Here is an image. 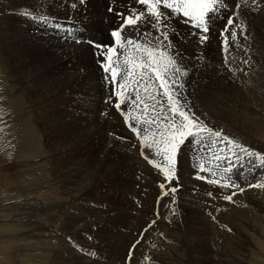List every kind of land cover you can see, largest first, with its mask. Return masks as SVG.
Returning <instances> with one entry per match:
<instances>
[{
    "label": "rangeland",
    "instance_id": "rangeland-1",
    "mask_svg": "<svg viewBox=\"0 0 264 264\" xmlns=\"http://www.w3.org/2000/svg\"><path fill=\"white\" fill-rule=\"evenodd\" d=\"M47 1L48 4L45 2L39 10L18 1L16 10H19H17V14L22 16L24 12L38 10L35 17L47 15L48 18L50 17L49 20L55 23H45V31L46 29H56V23L64 26L67 22H73L75 23L74 29L78 31H84L86 28L93 29L97 26L95 25V15L92 13L86 18L83 10L78 11L77 6L72 7V0L70 4L67 1V4L63 6L56 5L57 0L55 2L53 0ZM94 1L96 0H92L93 3ZM238 4L239 8H237ZM8 5V0H0V26L1 31L5 33L9 24L5 25L6 22L1 14L7 11ZM78 5L89 7L88 2ZM109 7L107 8L109 9ZM108 9L106 10L110 12ZM242 9L243 14L240 13ZM262 12H264V0H255V3L253 0H227V8L219 14L223 19L217 18L215 20L209 40L204 44H200L198 37L193 35L195 30L188 25L187 28L184 27L182 21L169 27L168 31L171 33L175 30L177 33L173 38L180 39L184 38V30L190 31L191 39L195 41V45L199 49L196 53L200 57L201 65L196 69H198V75L202 71L200 80L202 82L199 83L202 89L215 91L218 96L222 94L223 89H228L227 92L230 91L238 97L236 100L237 110H233L234 112L227 109L211 110L205 106L202 107L201 104L196 103L197 97H194L191 89L197 81L194 80L193 83L188 80V84L190 83L188 94L194 110L201 114V118L205 119L209 126L223 131L238 142L264 154V69H257L254 60L251 59L253 51L248 49L246 56L245 50L246 43L250 44V49H254L255 45L261 46L260 36L264 33L262 30L264 29V13ZM233 13H236L235 23L241 25V28L238 29L235 42L231 41V34H228L230 48L228 47V51L225 53L222 49L219 30L226 22L227 16ZM247 19L249 26L244 31V23ZM24 22L27 23L28 21L24 18L19 23L16 22V27L19 28L21 24H25ZM125 35L134 36L135 34L129 30ZM108 36L110 38V35ZM66 46L65 48L68 50L72 47ZM2 47L3 50L0 49V194L8 193V196L0 198V202L3 203L0 207V227L3 226L0 228V264H54L51 262L60 255L62 256L60 260H66L71 264H126L125 257L129 247L134 240L141 239L140 234L150 222L146 223L148 220L155 221L156 224L154 223L155 226L153 225L147 231L143 237V242L135 249L133 264H148V260H151L150 258L157 253H161L159 255L168 262L165 264H198L202 246L196 247V245L198 242L200 243L201 237L197 239L198 242L196 237H193L197 231L191 227L189 220L195 218L194 216H201V218L203 217L201 220L207 223H205L207 228L219 229L224 227L227 232V230L234 231L232 227L229 228V223L235 224L236 219L244 217L245 214H249L250 218L255 217L254 208L249 207L242 200L243 192H237L232 201H225L223 196L230 195L232 189L208 185L206 181L196 179V172L200 163H205L210 167L216 164V161L211 157V152L217 151V149L212 147L210 142H205L200 147L194 146L192 152L181 157L178 181H174L171 185L173 187L178 185L175 193V204L171 200H167V198H172V193L169 192L167 198L161 196L159 183L164 182L162 175H157L156 170L143 159L140 155L141 149L138 141L123 125L122 117L115 112L114 107L106 102L109 88L104 81V74L97 64V54L90 59H88V55L85 56L88 62H84V57H77L73 53V64L65 59L59 64L45 68L52 67L46 74L56 77L57 81L53 80L54 82L50 87L51 98L40 103L35 101L34 97L24 98L23 92L12 91L9 75L12 64L10 61L9 66L8 55L5 47ZM53 51H55L52 52L53 54L49 53L44 57L46 61H49V58L54 60L58 55V49ZM16 55V60L20 64L25 59L27 63L39 66L41 57L33 56L29 51ZM214 58L217 62L216 65H209L206 68ZM226 61L227 63H225ZM64 68L74 75L69 78L68 82L58 83V80L62 79L63 76L57 73ZM228 68L236 69L235 75L228 72ZM194 73L196 71L191 74ZM77 74H79L78 77H76ZM72 79H76L74 83ZM89 83L91 88H87L90 86ZM54 95L57 96L55 97L56 101H53ZM15 106H17V111L14 109ZM49 109L56 112L54 125L41 126L39 121L37 125L34 119L39 110L40 115L43 114V111L45 112L46 117L44 119H51L50 116L47 117ZM112 113L116 116L113 119ZM107 120L108 122H106ZM39 161L40 163H38ZM88 161L93 168L89 167ZM99 164L103 165L101 167L103 169L96 170L95 166ZM241 164L243 167L234 169L232 173V178L238 184L240 183L239 185L244 183L264 184V165L259 160L245 157ZM256 164L258 168L255 170ZM223 166H226V162H221V167ZM259 168L262 169L259 171L257 170ZM241 172L245 174L241 176L239 174ZM257 172L261 174L259 175ZM76 173L79 174L78 178L75 177L77 178L76 181L85 185L86 192L83 195L77 194L72 201L59 204L56 207L54 218H52L41 202L44 199L42 197H47L49 193L52 197H57L58 194L61 195L63 192L69 191L68 188H65L66 186L71 192L72 187L74 190H78L79 186L72 185V178H74L72 176H76ZM91 175L92 178L90 179ZM80 177L84 179L81 180ZM236 178L239 180L237 181ZM244 178L246 179L244 180ZM148 191L150 192L148 193ZM255 191L259 193L258 198L261 199L260 196H262L264 200V188L257 187ZM209 193L212 195L210 196ZM27 198L32 201H26ZM59 198H56L57 201L62 200L61 197ZM91 211H101L105 220L100 221L101 219L97 218L98 225H95L93 222L94 214ZM232 211L234 212L231 213ZM233 216L236 217L234 220H232ZM180 221L184 224L181 225ZM253 221L258 220L255 217ZM35 222L48 226L42 228V225ZM49 225L55 226L54 229L52 228L53 232L48 230ZM203 226L202 223V229ZM193 227L195 228L194 224ZM7 232L11 235L8 236V244H4L2 242L3 235ZM260 233H264V231L259 229L256 233H252L251 252L256 251V248L259 249L258 245L264 249V235L261 236ZM211 240L212 238L209 241ZM211 243H209L211 253L207 255L210 259L217 260L219 249ZM54 249L59 250V252L53 253ZM30 253L32 254L30 255ZM28 258L29 260H27ZM245 259L248 264H252L248 258ZM59 264L62 263L59 262ZM199 264L201 263L199 262Z\"/></svg>",
    "mask_w": 264,
    "mask_h": 264
},
{
    "label": "snow or ice",
    "instance_id": "snow-or-ice-1",
    "mask_svg": "<svg viewBox=\"0 0 264 264\" xmlns=\"http://www.w3.org/2000/svg\"><path fill=\"white\" fill-rule=\"evenodd\" d=\"M84 2L80 0L81 4ZM135 2L141 10L133 8L128 15L116 13L122 22L110 30L109 43L83 39L73 33L75 25L66 28L56 23L55 27L67 34L66 42L70 39L75 44L87 43L95 50L97 64L109 88L106 102L114 107L122 117L123 125L138 141L143 159L156 170L157 175H162L164 182L159 183L162 197L172 193V203L175 204L178 185H171L178 181L181 157L192 152L194 146L200 147L210 142L217 149L211 152L216 164L210 167L200 163L196 179L206 181L208 185L232 189L230 195L223 196V200L232 201L237 192L245 190L232 178L233 170L243 167L241 161L245 157L255 158L264 165V154L209 126L201 114L194 110L188 94V80L195 68L186 63L185 57L175 52L172 37L176 33L175 30L171 33L168 31L169 27L182 21L195 30L193 35L198 37L200 44H204L209 40L215 20L223 19L219 14L227 8V0ZM108 10L111 12L112 8ZM23 15L45 23H55L47 16H32L31 12H24ZM235 19L236 13L227 16L219 30L225 53L229 47L228 34H231V41L235 42L238 29L241 28ZM144 24L150 25L153 31L141 32ZM129 30L135 35H125ZM236 71L228 68V72L233 75ZM221 162H226V166L221 167ZM248 187L264 188V184H250ZM154 223L149 222L140 234L141 239L131 243L125 257L126 264H133L135 249L143 242V237Z\"/></svg>",
    "mask_w": 264,
    "mask_h": 264
},
{
    "label": "bare ground",
    "instance_id": "bare-ground-1",
    "mask_svg": "<svg viewBox=\"0 0 264 264\" xmlns=\"http://www.w3.org/2000/svg\"><path fill=\"white\" fill-rule=\"evenodd\" d=\"M18 1H20L21 3H25L28 4V6H32L34 8H37L38 10L41 9V6H43V4L46 2H48L47 0H8L9 3V8L7 9L6 12H4L3 14V18L6 22L5 25L9 24V26H7V31L2 32L1 31V26H0V49L3 47H5V51L6 54L8 55V63L10 66V61L12 64L11 69L9 70V75H10V85H12V91L17 92H23L22 95L24 98H30V97H34L35 101L40 102L41 101H46L47 99L51 98L52 92H50V87L52 85V83L54 82L53 80L57 81L56 77H52V76H48L46 74V72L52 68L50 67L49 69H45L48 66H53L55 64H59L62 61H64L65 59L70 63L73 64V59H72V54H76V56L78 57H84V62H88L86 60V57L88 55V59H90L91 57H93L96 53L95 50L87 43H82V44H75L72 43L70 39L66 41V36L67 34L61 29V30H57V29H45V22L39 20V19H30V18H26L23 13L22 16L21 14H17V9L16 10V6L17 3H19ZM55 2V0H53ZM68 3L70 4L71 0H57V3L55 2L56 5H66ZM50 2V1H49ZM85 2H88L89 7L87 6H79L78 4H80V2H78V0H72V4H75L77 6V10L84 11V16L86 18H88L92 13L95 15L96 17V21H95V26L93 29L91 28H86L84 31H78L75 30L74 28H72V31L74 34H79L80 37H82L85 40L91 39L94 40L96 42H102V43H109L110 42V38H109V33L110 30L114 27H116L119 23L122 22V20L120 18H118L116 16L117 12H120L124 15L130 14L131 10L133 8H136L137 10H141L140 6L138 4H136L135 0H96L94 1V3L92 2V0H85ZM239 3V2H238ZM48 4V3H47ZM86 4V3H85ZM21 5V4H20ZM105 5V6H104ZM24 6V5H22ZM53 6V5H52ZM111 6L112 11L108 12L106 9H108L107 7ZM1 7V6H0ZM105 7V10H103V8ZM51 8V7H50ZM54 8V6L52 7ZM68 8V7H67ZM110 8V7H109ZM26 9V8H25ZM29 9V7H28ZM32 9V8H31ZM34 9V10H37ZM33 10V9H32ZM37 10V11H38ZM92 10V11H91ZM22 9L20 10L21 13ZM24 11V10H23ZM27 11V10H25ZM37 11H31L32 16H36L38 14ZM40 12V11H39ZM47 13V12H46ZM45 13V14H46ZM59 13V12H57ZM68 13V12H67ZM75 13V12H74ZM241 14H243V9L240 12ZM264 13V12H262ZM43 14V13H42ZM40 15V14H39ZM49 15V14H48ZM93 15V18H94ZM259 15V14H258ZM264 15V14H263ZM47 16V15H44ZM249 17V16H248ZM251 17V16H250ZM26 21H28L25 24H21V26L19 28L16 27V22L19 23L20 20L24 19ZM50 18V17H49ZM81 18V17H80ZM52 19V18H51ZM56 20V19H55ZM95 20V18H94ZM257 22V21H256ZM97 23V24H96ZM19 25V24H18ZM72 25H75V23L71 22V23H65L64 27L66 28H71ZM249 26V22L248 19L246 20V22L244 23V31H246L247 27ZM184 27L187 28V25L184 24ZM5 28V27H4ZM254 29V28H253ZM153 31L150 27V25L148 24H144L143 27L141 28V32L143 31ZM179 30V29H178ZM264 30V29H262ZM130 32H132L130 30ZM173 32V31H172ZM190 31L188 29L184 30V38L180 39V38H173L172 37V43L174 45L175 48V52L179 53L180 56L185 57L186 59V63H188L189 65H193L194 68L196 69L197 67L199 68V65H201L200 63V57L197 55L196 51L199 50L198 47L195 45V41H193L191 39V35L189 33ZM127 33V32H126ZM133 34H135L134 32H132ZM177 33V32H176ZM182 35V33H181ZM183 36V35H182ZM261 38V46L259 45V47L257 45H255L254 49H250V44L246 43L245 44V50H246V56L248 55V49L250 51H253V54H251V59L254 60V63L257 66V69L261 68L264 69V33L260 36ZM229 38V36H228ZM219 40V39H218ZM258 40V39H257ZM64 41V42H63ZM215 42V41H214ZM247 42V39H246ZM254 42V41H253ZM72 44V45H71ZM213 44V43H212ZM66 45H70L72 46L71 48L66 49L65 47H67ZM252 46V45H251ZM254 46V45H253ZM200 47V46H199ZM230 48V46H229ZM58 49V55H56V57L54 58V60L52 58H49V61L45 60V56L50 54H53L52 52H55L53 50ZM25 51H29L33 54V56L35 55L36 57H41L39 60V66H34L35 64H30L29 62L27 63L25 61V59L23 61H21L22 63L20 64L17 60H16V54L18 53H22ZM241 51V50H240ZM41 53V54H40ZM252 53V52H251ZM242 54V53H241ZM5 56V55H4ZM201 56V55H200ZM245 56V57H246ZM24 57V56H23ZM52 57V56H51ZM58 57V58H57ZM5 58V57H4ZM5 58V59H7ZM25 58V57H24ZM20 59V58H19ZM51 59V60H50ZM80 59V58H79ZM78 59V60H79ZM242 59V58H241ZM3 60V59H2ZM38 60V59H37ZM81 60V59H80ZM202 60V59H201ZM209 60V59H208ZM29 61V60H28ZM7 62V61H5ZM33 62V61H32ZM53 62V63H52ZM66 62V61H65ZM217 62H215V58L210 61L208 63V65L206 66V68H208L209 65H216ZM83 64V61H82ZM221 64V63H220ZM84 65V64H83ZM72 66V65H71ZM70 66V67H71ZM245 66V65H244ZM79 67V66H78ZM211 67V66H210ZM215 67V66H213ZM76 68V67H75ZM221 68V67H220ZM59 69V68H58ZM197 70L196 69V73H194L192 75V77L189 79V81L193 82L194 80L197 81V83H195L193 85L192 92L194 94V97H197V102L202 105V107H207L211 110L214 109H221V110H228L230 112H234L233 110H237L236 107V100H237V96L235 94H233L232 92H227L226 90L228 89H223L222 94H220V96H218L215 91L213 92L212 90L208 91V90H204L201 88V85L199 83L201 80V72L198 75L197 74ZM201 70V69H200ZM215 70V69H214ZM222 70V69H221ZM52 71V70H50ZM54 71V70H53ZM80 71V70H79ZM83 71V70H82ZM259 71V70H258ZM88 72V71H86ZM85 72V73H86ZM193 72V71H192ZM217 72V71H216ZM220 72V71H219ZM224 72V71H223ZM199 73V72H198ZM58 75H62L63 78L58 80L59 82H68L69 78L72 77V73L70 71H66V69H61L60 71H58L57 73ZM56 74V75H57ZM91 74V73H90ZM97 74V73H96ZM212 74V73H211ZM219 74V73H218ZM81 77H83L82 74H80ZM213 75V74H212ZM54 76V75H53ZM79 74L76 75V77H78ZM225 76V75H224ZM88 77V76H87ZM96 77V76H95ZM264 77V76H263ZM85 78V77H84ZM200 78V79H199ZM223 78V77H222ZM80 79V78H79ZM98 79V77H97ZM218 79V78H217ZM64 80V81H62ZM76 80V79H75ZM74 79H72L73 83L75 82ZM89 81V80H88ZM213 81V80H211ZM248 81V80H247ZM78 82V81H76ZM87 82V81H86ZM91 82V81H90ZM101 82V81H100ZM195 82V81H194ZM193 82V83H194ZM220 82V81H218ZM227 82V81H226ZM244 82V81H243ZM84 83V82H82ZM192 83V84H193ZM190 84V83H189ZM188 84V85H189ZM191 84V85H192ZM212 84V83H211ZM219 84V83H218ZM87 86V88H91V84L89 83ZM100 85V83H99ZM221 85V84H220ZM258 85V84H257ZM207 86V85H206ZM214 86V85H212ZM243 87V86H241ZM215 88V87H214ZM208 89V88H206ZM211 89V88H210ZM247 89V88H246ZM245 90V89H243ZM249 90V89H247ZM101 91V90H100ZM107 91V90H106ZM212 91V92H211ZM246 91V90H245ZM250 91V90H249ZM261 91V90H260ZM83 92V91H82ZM99 93V92H98ZM15 94V93H13ZM17 94V93H16ZM85 94V93H84ZM257 95V94H255ZM93 96V95H92ZM103 96V95H102ZM56 95L53 96V101H56ZM101 97V95H100ZM61 98V97H60ZM260 99V98H259ZM51 100V99H50ZM49 100V101H50ZM101 100V99H100ZM33 101V100H32ZM64 101V100H63ZM259 101V100H258ZM52 102V100H51ZM241 102V101H240ZM262 102V101H261ZM90 103V102H89ZM31 104V103H30ZM259 104V103H258ZM34 106V104H32ZM261 105V104H260ZM44 106V105H43ZM253 107V106H252ZM24 108V107H23ZM27 108V107H26ZM45 108V106H44ZM48 108H50L48 106ZM249 108V107H248ZM14 109L17 111V106L14 107ZM22 109V108H21ZM42 109V108H40ZM91 109V108H90ZM50 110V109H49ZM47 113V117L50 116L51 119L47 120L44 119L46 117L45 114V109L43 111V114L40 115V110L39 113L37 114V116L35 117V123L37 124V122H41V126H45V125H54L55 123V114L56 112L54 110L52 111V109ZM24 111V110H22ZM27 111V110H26ZM29 111V110H28ZM27 111V112H28ZM38 112V111H36ZM42 112V111H41ZM47 112V111H46ZM116 112V111H115ZM236 112V111H235ZM34 113V112H33ZM100 113V112H99ZM95 115V114H94ZM108 115V114H107ZM116 115V114H115ZM241 115V114H240ZM41 116V119H40ZM93 116V115H92ZM34 117V115H33ZM116 117L114 116V113H112V119ZM100 118V117H99ZM103 118V117H102ZM110 119V117H109ZM106 120V119H105ZM108 122V120L106 121ZM38 125V124H37ZM109 127V126H108ZM124 135V134H123ZM130 138V137H129ZM124 141V140H123ZM126 141V140H125ZM123 143V142H122ZM125 143V142H124ZM127 143V142H126ZM125 143V144H126ZM116 144V143H115ZM132 149V148H131ZM133 151V150H132ZM131 151V152H132ZM133 153V152H132ZM191 154V153H190ZM132 155V154H131ZM66 156V155H65ZM130 156V154H129ZM68 157V156H67ZM191 157V156H190ZM108 158V157H107ZM137 158V157H136ZM136 158H134L136 160ZM92 159V158H91ZM100 159V157H99ZM133 159V160H134ZM132 160V159H131ZM134 160V163H135ZM186 160V159H184ZM29 161V160H28ZM42 161V160H41ZM95 161V160H94ZM89 162V161H88ZM137 162V161H136ZM40 163V161L38 162ZM52 163V162H51ZM99 163V162H98ZM133 163V165H134ZM96 164V163H95ZM129 164V163H128ZM116 165V164H115ZM140 165V164H139ZM138 165V166H139ZM144 165V164H143ZM135 166V165H134ZM137 166V167H138ZM255 170L256 168H258L257 164L255 165ZM89 167H92L91 163L89 162ZM103 167L102 164H99L97 166H95V169H99ZM119 167V166H118ZM130 167V165H129ZM142 167V166H141ZM145 167V166H144ZM260 167V166H259ZM93 168V167H92ZM249 168V167H248ZM103 169V168H101ZM259 168L257 170L260 171ZM95 170V171H96ZM121 171V170H120ZM148 171V170H147ZM130 172V171H129ZM132 172V170H131ZM84 173V172H82ZM81 173V175H82ZM101 173V172H99ZM123 173V172H122ZM258 173V172H257ZM72 174V173H71ZM75 174V173H74ZM240 174V173H239ZM245 174V173H244ZM243 174V175H244ZM253 174V173H252ZM259 175L261 173H258ZM116 175V174H115ZM132 175V174H131ZM234 175V174H233ZM79 177V174L76 173V176H72V177ZM77 177V178H78ZM72 178V185L78 187V190H74L72 187V192L70 191L69 187H65L66 189L68 188L69 191L67 192H63L61 195L58 194L57 197H52L51 193L47 194V197H42L44 198L41 202L43 203L44 207L47 209V211L49 212V216H51L52 218H54V213L56 210V207L59 204H62L64 202H69L72 201L73 198H76L75 196L77 194L80 193V195H83L86 192V187L85 185L79 183L76 181L77 178ZM81 178V177H80ZM90 179L92 178V175L89 177ZM131 178V177H130ZM239 178V177H238ZM84 178H81V180ZM237 179V178H236ZM243 179V178H242ZM246 178H244L245 180ZM80 180V179H79ZM78 180V181H79ZM88 180V178H87ZM132 180V179H131ZM130 180V181H131ZM134 180V179H133ZM239 179H237L238 181ZM71 183V182H70ZM89 183V182H88ZM133 183V182H132ZM242 183V182H241ZM135 184V183H134ZM240 184V183H239ZM251 183H244L241 184L240 186L242 188H244V192L243 194V201L244 203H246L249 207H253L254 208V216L257 218L258 221H253V218L255 217H249V214H245L244 217H240V219H236L237 222L232 224L229 223V228H233L234 231H228L226 232V229L223 227H220L219 229H211V228H207L208 226H206V222H204V220H201V216H194L195 218H193L192 220H189V222L191 223V227L197 231V233H194L193 237H196V241L198 242L197 239H199L200 237V243L198 242L197 246H202V249H200V258L198 259V261L201 264H248V262L246 261L245 258H248L252 264H264V249H262V247L260 245H258L259 249L256 248V251L251 252L250 251V245L252 244V233H256L257 230L261 229L262 231H264L263 227H264V200L263 197H261V199H259L258 195V191H255L257 189V187H248V185H250ZM261 184V183H260ZM131 185V184H130ZM130 187V186H129ZM149 187V186H147ZM57 188V187H56ZM3 190V189H2ZM25 190V189H24ZM65 190V189H64ZM5 191L8 192L7 189H5ZM124 191V190H122ZM59 192V191H58ZM150 191H148L149 193ZM46 193V192H45ZM43 194V193H42ZM218 194V193H217ZM27 195V194H26ZM187 195V194H186ZM221 195V194H220ZM4 196L7 197V194H0V198ZM30 196V195H29ZM45 196V195H44ZM150 196V194H149ZM153 196V195H152ZM169 196V195H168ZM171 196V194H170ZM264 196V195H263ZM10 197V196H9ZM61 197L62 200H58L56 198ZM167 198V196H165ZM30 198V197H29ZM32 198V197H31ZM151 198V197H150ZM60 199V198H59ZM28 200V198L26 199V201ZM41 200V199H40ZM144 200V199H143ZM168 201L171 200L172 202V198H167ZM1 201V199H0ZM29 201V200H28ZM32 200L30 199L29 202H31ZM147 201V200H146ZM167 201V202H168ZM3 202V201H2ZM40 202V201H39ZM166 202V203H167ZM5 203V202H4ZM7 203V202H6ZM3 203L0 202V207H2ZM30 205V204H29ZM42 205V204H41ZM42 205V207H43ZM173 205V204H172ZM195 206V205H194ZM26 207V206H25ZM146 207V206H145ZM159 208V207H158ZM230 208V207H229ZM228 208V210H229ZM8 209V208H7ZM32 209V208H31ZM144 210V207H143ZM167 210V209H166ZM249 210V208H248ZM251 210V209H250ZM4 211V210H3ZM7 211V210H6ZM230 211V210H229ZM93 212V213H92ZM220 212V211H219ZM234 211H232L231 213H233ZM248 212V211H247ZM7 213V212H6ZM92 214H94V224L98 225V220L97 218H100V221L105 220V218L103 217V214L101 211H91ZM115 213V212H114ZM154 213V212H153ZM225 213V212H224ZM223 213V214H224ZM229 213V212H228ZM91 214V215H92ZM107 214V213H106ZM110 214V213H109ZM118 214V213H117ZM219 214V213H218ZM251 214V213H250ZM136 215V214H135ZM227 215V214H226ZM230 215V213H229ZM239 215V214H238ZM253 215V214H252ZM48 216V217H49ZM110 216V215H109ZM108 216V218H109ZM134 216V215H133ZM220 216V215H219ZM218 216V219H219ZM243 216V215H242ZM31 217V216H30ZM138 217V216H137ZM193 217V216H192ZM191 217V218H192ZM3 218V217H2ZM50 218V217H49ZM107 218V217H106ZM169 218V217H168ZM236 217L233 216L232 220H234ZM139 219V218H138ZM172 219V217H171ZM190 219V218H189ZM210 219V218H209ZM221 219V218H220ZM223 219V218H222ZM227 219V218H226ZM230 219V218H229ZM16 220V219H15ZM137 220V219H136ZM174 220V219H173ZM225 220V219H224ZM255 220V219H254ZM143 221V220H142ZM147 221V220H146ZM145 221V222H146ZM152 222V220H148L146 223L148 222ZM210 221V220H209ZM222 221V220H221ZM42 222V221H41ZM171 222V220H170ZM36 224H40L42 225V228H45L44 226H48L47 224H42V223H37ZM142 223V222H141ZM145 223V224H146ZM181 223V221H180ZM195 225V228L193 227V224ZM202 223L204 224L203 229H202ZM206 223V224H205ZM11 224V223H10ZM51 224V223H50ZM144 224V225H145ZM156 224V223H155ZM159 224V223H158ZM167 224V223H166ZM175 224V223H174ZM184 224L181 223V225ZM213 224V223H212ZM5 225V224H4ZM147 225V224H146ZM162 225V224H161ZM172 225V224H171ZM199 225V226H198ZM155 226V225H154ZM164 226V225H163ZM180 226V225H178ZM187 226V224H186ZM224 226V225H223ZM3 227V226H1ZM0 227V228H1ZM7 228V225L5 226ZM55 226H50L48 227V230L53 232ZM81 227V226H80ZM139 227V226H138ZM143 227V226H142ZM176 228V226H174ZM189 227V226H188ZM226 227V226H225ZM5 228V230H6ZM53 228V229H52ZM73 228V227H72ZM184 228V227H183ZM227 228V229H229ZM4 229V228H3ZM63 229V228H62ZM65 230V229H63ZM75 230V228H74ZM130 230V229H129ZM162 230V229H161ZM191 230V229H190ZM8 231V228H7ZM62 231V230H60ZM143 231V230H142ZM187 231V230H186ZM64 232V231H63ZM127 232V231H126ZM193 232V231H192ZM259 232V231H258ZM261 232V231H260ZM8 233V232H7ZM4 234L3 236V240L2 242L4 244H8V239L11 234ZM61 233V232H60ZM68 233V232H67ZM73 233H75L73 231ZM138 233V232H137ZM149 233V232H148ZM187 233V232H186ZM154 234V233H153ZM261 236L264 235V233H260ZM99 236V235H98ZM210 237L212 238L211 241ZM149 237V236H148ZM171 238V237H170ZM169 238V239H170ZM139 240V239H138ZM148 240V239H147ZM194 240V239H193ZM26 241V240H25ZM30 241V240H28ZM34 242V241H33ZM180 242V241H179ZM212 242L211 244L215 247L219 249V256L217 258V260H213L210 259L209 256L207 254L211 253L210 251V246L209 243ZM32 243V242H31ZM148 243V241H147ZM257 243V242H256ZM30 244V243H29ZM37 244V242H36ZM165 245V244H164ZM181 245V244H180ZM256 245V244H254ZM39 246V245H38ZM11 247V246H10ZM28 247V246H27ZM156 247V246H155ZM176 247V246H175ZM191 247V246H190ZM164 248V247H163ZM179 248V247H178ZM177 248V249H178ZM185 248V247H184ZM6 249V248H4ZM160 249V248H159ZM8 250V249H7ZM6 250V252H7ZM25 250V249H24ZM29 250V249H28ZM33 250V249H32ZM31 250V252H32ZM37 251V250H34ZM198 251V250H197ZM245 251V252H244ZM30 252V251H28ZM59 250L54 249L53 253H58ZM140 252V251H139ZM166 252V251H165ZM249 252H251V254H249ZM23 254V253H22ZM28 254V253H27ZM32 253H30L31 255ZM159 254L161 253H157L155 254V256L151 257V260H148L149 262H147L148 264H165L168 263L165 261V259L160 256ZM197 254V253H196ZM29 255V256H30ZM28 256V255H27ZM149 256V255H148ZM196 256V255H195ZM165 257V256H164ZM21 258V257H20ZM30 258V257H29ZM29 258L27 260H29ZM34 258V257H33ZM22 259V258H21ZM62 259V256H57L53 262L54 264H59V262H61L62 264H71L70 262L66 261V260H60ZM145 259V258H144ZM175 259V258H174ZM50 260V258H49ZM124 260V259H123ZM20 261V260H19ZM21 262V261H20ZM28 262V261H27ZM26 262V263H27ZM44 262V261H43ZM42 262V263H43ZM146 262V260H145ZM144 262V263H145ZM174 262V261H173ZM199 262H197L199 264ZM23 264V263H22ZM25 264V263H24ZM28 264V263H27ZM46 264H50V263H46ZM96 264V263H95ZM117 264V263H116ZM136 264V263H135ZM146 264V263H145Z\"/></svg>",
    "mask_w": 264,
    "mask_h": 264
}]
</instances>
